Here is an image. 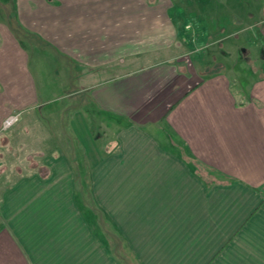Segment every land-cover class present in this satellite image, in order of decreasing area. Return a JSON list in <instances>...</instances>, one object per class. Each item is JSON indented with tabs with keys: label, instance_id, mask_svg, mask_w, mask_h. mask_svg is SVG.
<instances>
[{
	"label": "crops",
	"instance_id": "0c3cea01",
	"mask_svg": "<svg viewBox=\"0 0 264 264\" xmlns=\"http://www.w3.org/2000/svg\"><path fill=\"white\" fill-rule=\"evenodd\" d=\"M173 4L0 0V150L44 169L1 193L0 264H264V0H213L228 22L213 33L260 55L229 64L248 70L235 79L143 60L174 51ZM110 61L128 69L82 77ZM93 115L110 141L96 144ZM66 129L79 159L59 143Z\"/></svg>",
	"mask_w": 264,
	"mask_h": 264
},
{
	"label": "rangeland",
	"instance_id": "374dc122",
	"mask_svg": "<svg viewBox=\"0 0 264 264\" xmlns=\"http://www.w3.org/2000/svg\"><path fill=\"white\" fill-rule=\"evenodd\" d=\"M172 1L174 3V8L172 10L174 14V20L172 21V23L174 24V51L169 54H166L163 51H158L156 53L152 52L143 60L154 61L171 55V57L177 59L180 64H184V66H187L190 71H196L197 73H202L203 75H210L217 72H228L234 79L238 78L239 75L241 77L243 75L245 76L246 72H248V70L245 68L240 69L241 67L239 69L230 68L231 65L234 66L236 61H240L241 63L246 64L259 61L260 55L256 52L257 48H255L253 44H250L249 42L245 43V41L243 40H239V42L237 43L238 39L235 36H230L232 30L228 27L219 35H215V31L213 33V29L216 26L217 28H219L218 26H224L228 24L227 20L214 22L212 16L213 0ZM0 7L3 8L4 5H0ZM223 11L224 9L222 10V12ZM185 12L189 13L190 16H186L185 18L183 17V19H181L180 14ZM202 12H205L206 14L202 16ZM160 27L162 28V26ZM159 39H164V36L162 35L161 37H158V40ZM144 44L147 45V43L145 42ZM144 44L141 43L139 48H144ZM242 49H245V52H243ZM109 56H111V54H109ZM143 60H140L139 62L143 63ZM46 65L48 66L49 62H47ZM64 65L65 64L63 62L62 64L60 63V67ZM126 69H128L127 64L121 65V63L110 61L109 66L107 67L92 69L81 73L82 77L90 75L92 77V81L95 82L99 79L118 74L121 71H125ZM74 71L75 73H79V68L77 70L71 69L70 73L73 74ZM253 71L256 72L255 74L259 76V69L255 68L253 69ZM64 75H67V72ZM85 79L86 78H83L85 82L83 81V83H78L76 86L75 84L71 83L73 84L70 87L71 90H78L82 86H87L91 80L89 81ZM84 99L85 95H79L75 104L80 105L84 103L85 105ZM65 102L66 101L62 102V106L65 104ZM56 120L57 118L55 119V121ZM100 121V118L95 115L90 118V129L93 133L92 136L95 140L98 141L96 143L97 145H100L101 142H107L108 140L110 141L111 138V133H106L104 129L101 128ZM57 136H59V143L61 144L62 149H64L68 157L70 156V158L72 157V159L73 157H76L75 159H79L80 156H82L77 142L76 144L74 143L76 146L74 150L70 148V145L73 144L74 139L68 133L67 129L65 130L64 134L60 133L57 134ZM0 142L3 143V140H0ZM21 157V150L19 148L13 147L12 149H10L9 153L8 151L0 150V196L2 191L8 189L17 181V179H19L22 174L26 173L27 167L34 169H37V167H39L40 171L44 172V169H42L43 167L38 164L35 157H32L29 154L28 166L27 164H22ZM82 169L83 167H79V173L82 172ZM83 184V182H78L80 192H84L81 191V188H83ZM87 195L89 196H87L85 199L87 200V202H90L91 194L89 193Z\"/></svg>",
	"mask_w": 264,
	"mask_h": 264
},
{
	"label": "built area",
	"instance_id": "2783aa9c",
	"mask_svg": "<svg viewBox=\"0 0 264 264\" xmlns=\"http://www.w3.org/2000/svg\"><path fill=\"white\" fill-rule=\"evenodd\" d=\"M20 120L19 115H12L7 117L6 119H4V121L2 122V131L6 132L8 130H10L12 127H14Z\"/></svg>",
	"mask_w": 264,
	"mask_h": 264
},
{
	"label": "trees",
	"instance_id": "16d2710c",
	"mask_svg": "<svg viewBox=\"0 0 264 264\" xmlns=\"http://www.w3.org/2000/svg\"><path fill=\"white\" fill-rule=\"evenodd\" d=\"M75 167H76L77 170H78L77 172H78V176H79V174H80V173H79V172H80V170H79L80 165H79V164H75ZM0 229H1V228H0Z\"/></svg>",
	"mask_w": 264,
	"mask_h": 264
}]
</instances>
